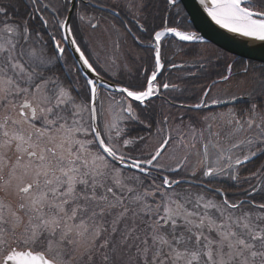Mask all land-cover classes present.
Segmentation results:
<instances>
[{
    "label": "snow or ice",
    "instance_id": "1",
    "mask_svg": "<svg viewBox=\"0 0 264 264\" xmlns=\"http://www.w3.org/2000/svg\"><path fill=\"white\" fill-rule=\"evenodd\" d=\"M199 3L220 29L264 44V0ZM79 4L0 0V264H264V81L210 95L231 84L229 63L196 101L177 103L167 94L181 85L158 80L162 38L202 40L179 29L178 0L165 4L173 23L151 30L145 0ZM84 30L102 34L94 47ZM129 37L153 57L140 87L107 82L120 65L96 50Z\"/></svg>",
    "mask_w": 264,
    "mask_h": 264
},
{
    "label": "trees",
    "instance_id": "2",
    "mask_svg": "<svg viewBox=\"0 0 264 264\" xmlns=\"http://www.w3.org/2000/svg\"><path fill=\"white\" fill-rule=\"evenodd\" d=\"M101 2L105 5H110L112 3V0H101ZM122 3L128 2V0H121ZM132 3H135V0H132ZM166 0H145V6L142 9L143 15L147 16V21H145L147 27L149 30L152 28L159 29L162 21L164 20L166 14L168 13V10H166L165 7ZM77 7H80V4H77ZM117 11H121V9H116ZM180 16L177 17L181 21L179 24L180 30H189L193 31V27L190 23H188V17L186 16V13L183 11L181 5L179 4ZM106 12V11H105ZM91 14V13H90ZM97 15H100V11L98 10L96 12ZM175 15V12L173 10H170V16H169V24L171 25L173 23L172 17ZM122 20H126L129 23V26L133 28V18L130 12L127 11H121ZM141 20L143 21V16H141ZM78 38L81 39V41H89V44L93 45V42H95V39L90 37V33L87 30H84L80 33H78ZM114 39H116L115 36H113ZM92 39V40H91ZM132 42L133 48L138 49V56L134 62L138 61L137 64H135V71L134 72H122L121 78L124 80V83L122 85H131V83H136L137 81H140L141 84L143 83L144 77L147 75H150V72L152 70L153 66V58L150 55L149 52L145 51L142 46H136L134 41L130 39ZM91 45V46H92ZM186 45V47H184ZM139 49H142L141 51ZM210 50H213L211 52ZM161 57L162 61L167 62L169 65L172 63H181V65H184V67H177L173 68L170 71H167L168 69H164L163 71V77H160L159 80L164 81L167 79V81L170 84H179L184 89V94L180 95L178 93H170L168 98H171L175 96V99L177 103L179 102H193L196 101L197 98L202 94L204 91V88L207 87L214 79H219L220 74L224 73L227 69V66L229 63L233 64V77L231 80V84L227 87L225 85H221L222 88H229L231 86L232 90H234V87H237L241 79L246 80V84L241 87L242 91L248 88L257 87L259 81H264V65L248 61L245 59H241L238 57H235L217 47L211 44L202 43V44H180V43H173L170 39H165L161 43ZM72 58L69 55L68 63L69 65L72 64ZM201 62L207 63V70H198L195 65H198ZM167 65V64H165ZM146 66V69L144 71V74L141 75V72L143 70V67ZM245 66H249L248 73L245 74L243 69ZM189 72H196V76H189ZM107 80H110L107 78ZM118 83V82H117ZM120 84V83H119ZM203 86V87H202ZM225 86V87H223ZM140 87V86H139ZM225 89H222L221 91H225ZM154 106L156 108H159V106L162 104L163 99L162 98H155L153 99ZM222 110V109H221ZM223 110H226L224 108ZM203 112H207V110H202ZM237 111H239V108H237ZM192 114L198 115L197 112H191L188 113V115H191L193 117V122H197L198 117H194ZM197 127H200V121L196 125ZM140 129H133V131H139ZM259 162H264V157L260 158ZM259 167V163H249L248 167L245 168L242 172L241 179L245 181L244 187H247L246 179L251 175L252 172H255L256 169ZM250 168H254V170H251ZM255 180V178H253ZM225 185L231 183L230 181L223 180L222 181ZM234 194L239 195L238 189H229L228 195L231 197Z\"/></svg>",
    "mask_w": 264,
    "mask_h": 264
},
{
    "label": "water",
    "instance_id": "3",
    "mask_svg": "<svg viewBox=\"0 0 264 264\" xmlns=\"http://www.w3.org/2000/svg\"><path fill=\"white\" fill-rule=\"evenodd\" d=\"M179 2L186 12L195 33L202 37L201 41L196 42H204L214 45L235 57L264 65V44L259 42L253 43L248 39L241 38L220 29L211 21L206 12H204L199 0H179ZM77 3H79V0H77ZM69 54L72 60L76 59L71 50H69ZM76 67L78 68L79 64H77ZM81 71L83 72L84 70ZM222 107L225 106H213L212 109ZM205 109L210 110L209 108Z\"/></svg>",
    "mask_w": 264,
    "mask_h": 264
},
{
    "label": "rangeland",
    "instance_id": "4",
    "mask_svg": "<svg viewBox=\"0 0 264 264\" xmlns=\"http://www.w3.org/2000/svg\"><path fill=\"white\" fill-rule=\"evenodd\" d=\"M90 36H92L96 40L98 37H101L102 34L99 33V32H97L95 34L90 33ZM104 39H105V47H104V49L106 47H112L113 50H112V52L109 49L105 50V51L104 50L103 51L102 50L99 51V54H100L99 58L105 64L110 65L111 61L113 59H116L114 56L120 57V58L117 59V61H118L117 64L120 65V70L122 72L130 73L132 71L131 69L133 68V66H135V64L138 63V61L134 62L135 60L132 59V58L136 59L137 56H138V53H137V50L135 48L133 49L131 40L129 38L127 39V42H125L123 39L120 40V51H121L122 55H119V54H115L116 50H115L114 45L112 44V42L111 41L107 42L106 41L107 39L106 38H104ZM112 39H114V38H112ZM125 43H128V44H126V46H125ZM210 51L213 52V50H210ZM125 65H127L126 68L124 67ZM110 80L115 82V83H117V82L121 83V81L124 83V80H122L119 77H117L116 79H110ZM223 87H225V86H223ZM222 89H225V88H221V86H220V87H218L216 89V91L214 93H210V95H220V94H222L224 92H230V91H237V92L242 91L241 87L240 88L234 87V90H232V88L230 86L229 88H226L225 91H223V92L221 91ZM192 115L194 117L196 116L195 114H192ZM196 120H197V122H196V125H197L199 123V118H197ZM250 169L254 170V168H250Z\"/></svg>",
    "mask_w": 264,
    "mask_h": 264
},
{
    "label": "flooded vegetation",
    "instance_id": "5",
    "mask_svg": "<svg viewBox=\"0 0 264 264\" xmlns=\"http://www.w3.org/2000/svg\"><path fill=\"white\" fill-rule=\"evenodd\" d=\"M183 9V8H182ZM104 11H107L106 9L104 10ZM178 11V10H177ZM183 11H184V9H183ZM173 12H175V11H173ZM185 12V11H184ZM169 16H170V7H169V9H168V13L166 14V16H165V18H164V20L166 19V20H168V22H169ZM186 16H187V14H186ZM119 19L120 20H122V18H120L119 17ZM125 23H127V26L128 27H130L129 26V23L126 21V20H123ZM188 23H189V20H188ZM136 27V24H135V21H133V28H135ZM129 39H131V37H129ZM86 40V39H85ZM170 40H172V39H170ZM173 41V43H175V41L174 40H172ZM153 58V57H152ZM163 63H165V64H167V65H165V69H168L167 71H170L171 69H173L172 67H170V65L167 63V62H165V61H162ZM177 64V63H176ZM71 65V64H70ZM177 65H181V63H178ZM98 67H99V65H97ZM145 69H146V66H144L143 67V70H142V72H141V75H143L144 74V71H145ZM101 70V72L103 73V68H101L100 69ZM73 71H75V69H73ZM164 71V70H163ZM163 71L161 72V74H160V76L158 77V80H159V78L160 77H163L162 75H163ZM131 72H134V71H131ZM120 73H121V75H122V71L120 70L119 71V75H118V77H121V75H120ZM107 78H109L110 79V77L107 75V74H105V79H107ZM164 81H167V79H165ZM168 82V81H167ZM221 88H222V86H221ZM161 91H163V90H161ZM170 93H173L172 91H170ZM167 95H169V92H168V94ZM168 97V96H167ZM160 98V97H159ZM225 107H222V108H219V109H211V110H213V111H222L223 109H224ZM222 109V110H221ZM204 110V109H203ZM207 111H209V110H207ZM198 118H199V115L197 116Z\"/></svg>",
    "mask_w": 264,
    "mask_h": 264
},
{
    "label": "crops",
    "instance_id": "6",
    "mask_svg": "<svg viewBox=\"0 0 264 264\" xmlns=\"http://www.w3.org/2000/svg\"><path fill=\"white\" fill-rule=\"evenodd\" d=\"M91 38H92V36H90ZM107 39V38H106ZM92 40V39H91ZM107 42L108 41H110V40H106ZM126 44H128V43H125V46H126ZM92 45V44H91ZM93 47L95 46V42H93V45H92ZM115 48V47H114ZM110 50L111 52H112V50H113V48L112 47H106L105 49H103L104 51L105 50ZM134 49V48H133ZM136 49V48H135ZM97 51H101L100 49H96ZM102 50V51H103ZM137 50V53H139L138 52V49H136ZM140 51L142 50V49H139ZM115 54H119V55H121V51H116L115 52ZM100 55V54H99ZM100 57V56H99ZM115 58H116V60L118 59V58H120V57H116V56H114ZM118 62V61H117ZM100 63H102V64H105L101 59H100ZM105 65H107V64H105ZM135 66H133V68L131 69L132 71H135ZM119 71H120V68H119ZM121 83L122 84H126V83H123L122 81H121ZM127 85H130V84H128V82H127ZM131 85L132 86H135V87H139V86H141V82L140 81H137L136 83H131Z\"/></svg>",
    "mask_w": 264,
    "mask_h": 264
},
{
    "label": "bare ground",
    "instance_id": "7",
    "mask_svg": "<svg viewBox=\"0 0 264 264\" xmlns=\"http://www.w3.org/2000/svg\"><path fill=\"white\" fill-rule=\"evenodd\" d=\"M178 2H179V0H178ZM179 4L181 5V3L179 2ZM181 7H182V5H181ZM183 8V7H182Z\"/></svg>",
    "mask_w": 264,
    "mask_h": 264
}]
</instances>
